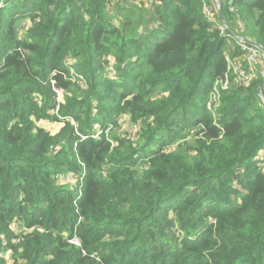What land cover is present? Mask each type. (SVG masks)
Segmentation results:
<instances>
[{
	"label": "trees",
	"instance_id": "16d2710c",
	"mask_svg": "<svg viewBox=\"0 0 264 264\" xmlns=\"http://www.w3.org/2000/svg\"><path fill=\"white\" fill-rule=\"evenodd\" d=\"M143 2L0 0V264H264V0Z\"/></svg>",
	"mask_w": 264,
	"mask_h": 264
},
{
	"label": "rangeland",
	"instance_id": "374dc122",
	"mask_svg": "<svg viewBox=\"0 0 264 264\" xmlns=\"http://www.w3.org/2000/svg\"><path fill=\"white\" fill-rule=\"evenodd\" d=\"M133 2L134 1H136L137 3L136 4H143L144 2H143V0H132ZM214 7H215V9L217 10V8H216V5H215V3H214ZM231 9H234V8H231ZM219 11H220V14H221V16H220V14L218 13V10H217V13H218V15L220 16V18H222V20H223V17H222V12H221V7H220V0H219ZM122 12V14L124 13L123 11H121ZM121 14V15H122ZM222 25L224 26V28H228L227 26H226V24H225V22H224V24H223V22H222ZM255 66V65H254ZM253 66V69L255 70V67ZM261 76H262V79L264 78V68L261 70ZM56 92H57V97H56V99H62V95H63V92L62 91H60V90H57L56 89ZM262 92H263V97H264V87H263V89H262ZM211 99L212 100H214V99H218L217 97H214V95H212L211 96ZM207 106L209 107L210 105H209V102L207 101ZM126 120L125 119H121V118H117V123L119 122V125H121L122 127H125L126 129H129V127H130V125H128L127 126V124H129V122H130V118H128V123H124ZM125 124V125H124ZM45 129H47V130H49L51 133H56L58 130H59V127H60V124L59 123H57V122H54V123H52V122H45V123H43V124H41ZM134 124H133V126H132V128H134ZM131 128V127H130ZM110 134H117V135H119V136H123V135H126L123 131H122V129L121 128H119V126H117V124H115L114 125V127L111 129V131H110ZM258 158H260V157H258ZM261 159V158H260ZM144 166H145V164H144V161H141V160H138V162L135 164V166H134V168H136L138 171H141V170H143V168H144ZM263 166H264V163H263ZM67 176H63V177H61V179H63V181H67V182H71L72 180H73V177L75 178V173H73L72 171H70V172H67ZM73 183V182H72ZM237 200H239V198H237ZM13 230H14V232H19L21 229H20V223H18L17 221H15L13 224ZM8 257H9V253H7L6 255H5V258L6 259H8Z\"/></svg>",
	"mask_w": 264,
	"mask_h": 264
},
{
	"label": "built area",
	"instance_id": "2783aa9c",
	"mask_svg": "<svg viewBox=\"0 0 264 264\" xmlns=\"http://www.w3.org/2000/svg\"><path fill=\"white\" fill-rule=\"evenodd\" d=\"M155 1H157V0H155ZM206 13L208 15H210L211 14V10L209 8L206 9ZM239 44L242 47V49L245 50V52H246V62L248 63V65L250 67H252L258 61V59L260 57L262 58L261 53H260V51L257 48H255V47H253L251 45H248V44H244L242 42H239ZM234 69L240 75L241 82L243 84H247L249 82V80L251 79L252 73H248V72L245 73L242 70H237V66H234ZM224 83H226V81ZM214 97H216V96L214 95ZM71 182H75V178L74 177H73V180Z\"/></svg>",
	"mask_w": 264,
	"mask_h": 264
},
{
	"label": "water",
	"instance_id": "95a60500",
	"mask_svg": "<svg viewBox=\"0 0 264 264\" xmlns=\"http://www.w3.org/2000/svg\"><path fill=\"white\" fill-rule=\"evenodd\" d=\"M214 3L216 5L218 13L220 14V11H219V0H214ZM220 16H221V14H220ZM222 22L224 24V21H222ZM228 32L231 34V36L235 37L239 42H242L244 44H248V45H251V46L257 48L260 51L261 56H262V58L264 60V49L262 48L261 45L257 44L256 42H254L253 40H251L249 38L238 36L237 34L233 33L230 30H228ZM263 87H264V78L262 79L261 83L259 84V86L256 89V92H257L258 96L260 97L261 101L264 104V97H263V92H262Z\"/></svg>",
	"mask_w": 264,
	"mask_h": 264
}]
</instances>
